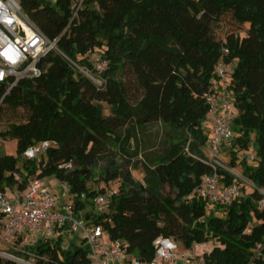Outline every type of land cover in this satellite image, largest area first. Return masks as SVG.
Listing matches in <instances>:
<instances>
[{"label":"trees","instance_id":"obj_1","mask_svg":"<svg viewBox=\"0 0 264 264\" xmlns=\"http://www.w3.org/2000/svg\"><path fill=\"white\" fill-rule=\"evenodd\" d=\"M76 1L19 0L23 14L55 40L56 49L40 61L45 67L40 77L19 81L0 101L27 111L24 122L0 130L1 139L15 140L14 153L0 154V192L24 190L32 178L54 177L65 183L72 211L82 213L85 227L99 225L106 238L123 241L127 253L143 263L152 258L158 237L185 248L213 241L203 255L205 264L264 263V248L254 257L256 245L264 244V207H259L264 200V0H81L72 18ZM225 16L237 29L216 38L209 25ZM99 59L107 61L101 86L80 71L93 73ZM219 61L235 62L225 90L235 110L225 166H239L240 176L216 168L220 183H236L239 194L211 212L214 206L191 193L202 176L214 172L206 163L203 122ZM127 74L136 92L132 101ZM4 91L0 84V98ZM101 103L109 106V115ZM153 123L166 128L169 139L149 164H141V182L122 168L114 150H124L132 139L137 157L138 135ZM41 141L50 144L32 159L23 157L27 147ZM249 150L251 159L245 155ZM96 176L103 184L99 188L92 187ZM243 179L251 184L248 192ZM116 180L117 189L96 211L93 198ZM163 185L172 195L161 193ZM67 229L56 227L55 236L24 241L14 252L37 264H91L83 237L72 235L63 243ZM22 241L17 237L14 246ZM0 264L22 263L0 257Z\"/></svg>","mask_w":264,"mask_h":264},{"label":"built area","instance_id":"obj_2","mask_svg":"<svg viewBox=\"0 0 264 264\" xmlns=\"http://www.w3.org/2000/svg\"><path fill=\"white\" fill-rule=\"evenodd\" d=\"M48 1L55 2V0ZM80 3L81 0H78L73 4L72 18L76 16ZM53 49H56L55 40L47 39L23 14L19 0H0V84L5 87L0 101L19 81L40 77L45 71L40 61ZM223 52L226 53L227 50L224 49ZM106 63L105 59H99L94 62L93 73L84 69L80 71L93 83L101 86L100 72L106 67ZM234 66V61H219L215 65L216 82L207 95L209 104L207 119L210 120L211 126L208 147L205 151L206 163L214 172L202 176L199 185L191 193L198 198L206 199L212 206L226 205L239 194L236 183L222 185L216 173L217 167L225 168L219 160L221 147L233 137L232 120L235 110L225 90ZM49 144V141H41L37 145L27 147L22 155L32 159L44 151ZM185 149L188 151L187 147ZM60 184L66 188L65 183ZM53 191L45 184L44 178H32L24 190L13 189L10 194L0 192L2 214L0 244L10 245L17 237H21L26 243H32L44 236H55L56 227L62 228L67 225L68 233L78 229L83 231L91 264H205L203 257L205 251L198 253L194 246L185 248L179 241L167 237H158L154 240L153 256L143 263L135 255L127 253L123 241L106 238L99 225L85 227L82 213L79 211L75 216L69 198L67 203L62 205L61 211L55 210L57 202ZM112 193L114 191L98 194L93 198L96 211L103 210L105 201ZM81 197L83 198L84 195L81 194ZM259 207H264V200L259 202ZM63 243L66 244L67 239ZM262 248L264 244L256 245L254 257L261 256ZM13 259L22 264H29L19 258Z\"/></svg>","mask_w":264,"mask_h":264},{"label":"rangeland","instance_id":"obj_3","mask_svg":"<svg viewBox=\"0 0 264 264\" xmlns=\"http://www.w3.org/2000/svg\"><path fill=\"white\" fill-rule=\"evenodd\" d=\"M236 24L232 22V20L225 16L220 21L212 22L209 25V32L214 35L216 38H223L227 33H231L232 31H236ZM127 89H128V96L130 101H132V98L136 96V92L134 91L132 87V77L131 75L127 74L125 77ZM102 106V112L104 115L110 114V108L104 103H101ZM27 118V111L24 108L18 107V108H10L4 104L0 105V130H3L7 127V125L11 123H21L24 122ZM167 129L161 126L159 123H153L148 125L143 131L138 135V147L139 149V155L137 157L132 156V152L134 149H136V141L129 140L124 145V150L122 149H115V159L121 163L122 168L125 170L127 169L131 176L137 180L141 181L144 176V169L142 168V163L149 164L148 158L151 157L153 153L156 151L162 150V145L164 141H168L169 137L166 133ZM206 147H208V142H206ZM15 151V140L13 139H1L0 138V154H8V153H14ZM206 151V150H205ZM226 149L225 144L221 147V152L219 154V160L220 163H222L223 166H227L228 163V155H226ZM243 153V152H242ZM253 152L249 150V152H246V156L251 159V155ZM110 156V155H108ZM107 158H103L100 160V165L105 166ZM225 166V167H226ZM227 168V167H226ZM230 172L235 174L236 176H240V167L237 166L235 168L229 169ZM44 181H48V187L52 188L54 190V194L56 196V202L61 204H66L68 201L66 188L64 186H60L59 184L52 183L53 177H45ZM94 180L98 181L96 183H92L93 188H99L101 185H103L99 180H97V176L94 178ZM243 184L245 190L248 192L249 187L251 186L250 182L243 179ZM118 186V180L110 182L108 185L105 186L107 189V192L115 191ZM262 194H264V191L260 190ZM161 193L163 195H172L170 193L169 188L166 185L162 186ZM218 206H214L211 209V212H214V210H220L218 209ZM221 211V210H220ZM221 215V214H219ZM72 235H77L78 238H82L84 236L83 231L81 229H78L74 231L73 233H66L64 239L70 238ZM24 241H22L21 244H17L14 246V242H11L10 245H3L0 244V257L5 260H12L13 258H19L21 259V255L16 254L14 251H21L23 248ZM213 241H209L208 243H203L199 245H193L196 252L200 253L202 251L208 252L213 246ZM4 255V256H3ZM10 257H7V256ZM22 260V259H21ZM29 264H37L35 261L28 262ZM25 264V263H24Z\"/></svg>","mask_w":264,"mask_h":264},{"label":"crops","instance_id":"obj_4","mask_svg":"<svg viewBox=\"0 0 264 264\" xmlns=\"http://www.w3.org/2000/svg\"><path fill=\"white\" fill-rule=\"evenodd\" d=\"M220 92L222 91V89L220 88V90H219ZM203 124H204V131L207 133V136H208V140H209V136H210V126H211V124H210V120L209 119H207L206 118V120L203 122ZM45 180V179H44ZM52 183H54V184H59L60 186H63V185H61L60 183H58V181L53 177V181H52ZM45 184L46 185H49L48 184V181L46 180L45 181ZM54 192V191H53ZM55 193V192H54ZM62 205L63 204H59V202L57 203V206L55 207V210H58V211H61V207H62ZM61 233H62V231H60ZM64 232V231H63Z\"/></svg>","mask_w":264,"mask_h":264}]
</instances>
